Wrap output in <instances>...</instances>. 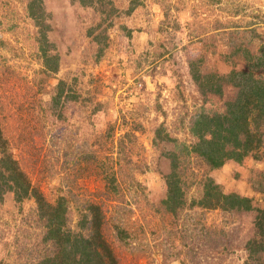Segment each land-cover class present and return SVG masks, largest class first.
<instances>
[{
    "label": "rangeland",
    "instance_id": "374dc122",
    "mask_svg": "<svg viewBox=\"0 0 264 264\" xmlns=\"http://www.w3.org/2000/svg\"><path fill=\"white\" fill-rule=\"evenodd\" d=\"M140 1L125 14L128 1L113 0L118 13L104 20L99 10L74 0H43L50 52L59 58L58 71L50 73L28 0H0V157L16 159L49 203L64 197L72 230L84 224L85 207L97 204L100 232L116 264H242L256 211L189 203L209 177L223 191L250 196L264 208V192L254 186L264 159L208 170L188 155L185 204L173 213L162 202L169 170L162 150L172 146L156 143L154 130L161 124L190 145L195 113L223 110L233 89L226 85L223 96L203 95L190 61L200 60L203 74L244 68L241 59L233 66L225 62L227 43L241 39L253 51L264 43V0ZM60 79L78 98L53 107ZM37 209L32 197L18 203L11 191L4 194L0 264H30L52 253ZM255 261L264 263V254Z\"/></svg>",
    "mask_w": 264,
    "mask_h": 264
},
{
    "label": "trees",
    "instance_id": "16d2710c",
    "mask_svg": "<svg viewBox=\"0 0 264 264\" xmlns=\"http://www.w3.org/2000/svg\"><path fill=\"white\" fill-rule=\"evenodd\" d=\"M74 1L82 7L96 8L104 20L118 13L113 0ZM127 1L125 14H129L142 4L140 0ZM27 9L29 16L38 26L37 40L45 69L50 73H56L59 58L57 53L50 52L54 45L47 36L50 25L46 22L48 13L43 0H28ZM97 38L99 33L94 36V40L99 44ZM227 44L231 51L225 56V62L233 66L235 60L241 59L244 68L233 67L228 73L221 75L212 71L203 74L199 67L200 60L190 61L189 68L192 79L203 95L223 96L226 85L233 89V95L226 99L223 110L201 109L195 113L189 131L196 140L190 145L170 136L161 124L154 130L156 143L167 142L172 146L162 150V156L169 163V170L163 176L166 194L162 202L173 213L185 204V187L190 181L185 174L186 164L183 159L188 155H196L208 170L217 169L227 163L244 165L247 159L254 162L264 159V43H260L256 51L249 49L248 43L241 39L234 42L228 40ZM102 48L103 46L99 47V54ZM64 98L75 100L78 94L72 93L66 81L60 79L55 85L51 106H58L57 104ZM0 140L3 143L4 139ZM253 172H256V169ZM257 173L254 186L257 191L264 192V169ZM112 182L113 176L109 177L110 185ZM8 191L14 194V200L18 203L28 197L34 198L38 214L44 222L43 241L51 243L54 248L52 253L45 254L30 264H116L112 256V247L100 232L102 218L97 204L89 203L85 207L88 213L83 214V221L84 224L88 223V226L79 223L80 228L72 230L68 225L64 197H60L54 204L46 201L27 179L17 160L7 153L0 157V202ZM189 205L205 209L220 208L237 213L256 211L250 227L253 236L248 237L244 244L246 258L242 264H264L261 263L263 261H255L258 254H264V208L255 205L252 197L236 191L225 192L215 180L208 177L201 180V194L198 199H192ZM85 228L87 233H83ZM120 234L124 235L122 231Z\"/></svg>",
    "mask_w": 264,
    "mask_h": 264
}]
</instances>
